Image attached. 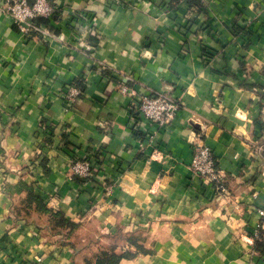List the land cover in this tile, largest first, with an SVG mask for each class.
Returning a JSON list of instances; mask_svg holds the SVG:
<instances>
[{
    "label": "crops",
    "instance_id": "obj_1",
    "mask_svg": "<svg viewBox=\"0 0 264 264\" xmlns=\"http://www.w3.org/2000/svg\"><path fill=\"white\" fill-rule=\"evenodd\" d=\"M49 2L25 36L0 0V264H264V0ZM142 94L181 102L167 126Z\"/></svg>",
    "mask_w": 264,
    "mask_h": 264
},
{
    "label": "built area",
    "instance_id": "obj_2",
    "mask_svg": "<svg viewBox=\"0 0 264 264\" xmlns=\"http://www.w3.org/2000/svg\"><path fill=\"white\" fill-rule=\"evenodd\" d=\"M53 12L54 7L49 0H32V3L30 0H4L3 5L5 17L25 36L34 30L32 21L38 17L49 18ZM88 19L90 23L93 20L91 16ZM121 92H127L125 86L121 87ZM80 93V88L71 87L67 90L65 97L68 101L72 102ZM180 104L181 102L163 94H142L138 98L136 109L150 123L162 128L173 120L177 110L180 108ZM260 150L263 151L264 147H261ZM93 168L94 164L91 158H77L70 163L71 174L77 177H88L92 173ZM189 169L203 183L210 186L218 197H223L227 194L223 173L218 168L216 159L208 145L201 143L193 148V156ZM258 215L260 221L254 233V238L257 241L264 239V206L258 210Z\"/></svg>",
    "mask_w": 264,
    "mask_h": 264
},
{
    "label": "trees",
    "instance_id": "obj_3",
    "mask_svg": "<svg viewBox=\"0 0 264 264\" xmlns=\"http://www.w3.org/2000/svg\"><path fill=\"white\" fill-rule=\"evenodd\" d=\"M75 85H76V87H78V88H80V90H82L83 89V83H82V81H77L76 83H75ZM94 162V161H93ZM95 164V163H94ZM85 178H87V177H85ZM258 243L260 242V241H257ZM260 244H263V243H261L260 242Z\"/></svg>",
    "mask_w": 264,
    "mask_h": 264
},
{
    "label": "water",
    "instance_id": "obj_4",
    "mask_svg": "<svg viewBox=\"0 0 264 264\" xmlns=\"http://www.w3.org/2000/svg\"><path fill=\"white\" fill-rule=\"evenodd\" d=\"M30 2L32 3V0H30ZM37 19H39V18H37Z\"/></svg>",
    "mask_w": 264,
    "mask_h": 264
}]
</instances>
